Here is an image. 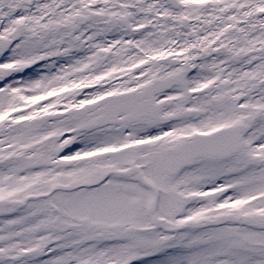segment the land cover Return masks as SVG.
<instances>
[{
  "label": "snow or ice",
  "instance_id": "1",
  "mask_svg": "<svg viewBox=\"0 0 264 264\" xmlns=\"http://www.w3.org/2000/svg\"><path fill=\"white\" fill-rule=\"evenodd\" d=\"M0 264H264V0H0Z\"/></svg>",
  "mask_w": 264,
  "mask_h": 264
}]
</instances>
